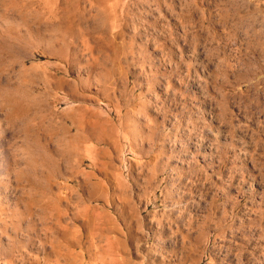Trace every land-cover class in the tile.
<instances>
[{
	"label": "rangeland",
	"instance_id": "obj_1",
	"mask_svg": "<svg viewBox=\"0 0 264 264\" xmlns=\"http://www.w3.org/2000/svg\"><path fill=\"white\" fill-rule=\"evenodd\" d=\"M0 264H264V0H0Z\"/></svg>",
	"mask_w": 264,
	"mask_h": 264
}]
</instances>
